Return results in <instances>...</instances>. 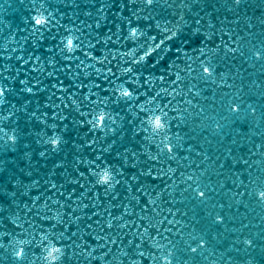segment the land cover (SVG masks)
I'll return each instance as SVG.
<instances>
[{
  "label": "water",
  "instance_id": "1",
  "mask_svg": "<svg viewBox=\"0 0 264 264\" xmlns=\"http://www.w3.org/2000/svg\"><path fill=\"white\" fill-rule=\"evenodd\" d=\"M0 90V264H264V0H0Z\"/></svg>",
  "mask_w": 264,
  "mask_h": 264
},
{
  "label": "snow or ice",
  "instance_id": "2",
  "mask_svg": "<svg viewBox=\"0 0 264 264\" xmlns=\"http://www.w3.org/2000/svg\"><path fill=\"white\" fill-rule=\"evenodd\" d=\"M148 3L151 4L152 3V0H148ZM37 23H40V21H37ZM204 72L205 73H209V69L208 68H205L204 69ZM29 91H31V89H29ZM3 92L2 90H0V95H2ZM127 94V93H125ZM235 110V109H234ZM201 196H203V193H200ZM193 251H195V249H193ZM20 255H22V252H16V256L19 257Z\"/></svg>",
  "mask_w": 264,
  "mask_h": 264
},
{
  "label": "clouds",
  "instance_id": "3",
  "mask_svg": "<svg viewBox=\"0 0 264 264\" xmlns=\"http://www.w3.org/2000/svg\"><path fill=\"white\" fill-rule=\"evenodd\" d=\"M261 197H264V193H260Z\"/></svg>",
  "mask_w": 264,
  "mask_h": 264
}]
</instances>
